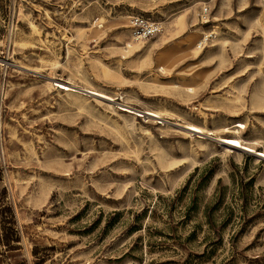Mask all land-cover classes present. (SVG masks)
<instances>
[{
    "label": "rangeland",
    "instance_id": "rangeland-1",
    "mask_svg": "<svg viewBox=\"0 0 264 264\" xmlns=\"http://www.w3.org/2000/svg\"><path fill=\"white\" fill-rule=\"evenodd\" d=\"M235 130L264 150V0H0V264H264Z\"/></svg>",
    "mask_w": 264,
    "mask_h": 264
},
{
    "label": "bare ground",
    "instance_id": "bare-ground-1",
    "mask_svg": "<svg viewBox=\"0 0 264 264\" xmlns=\"http://www.w3.org/2000/svg\"><path fill=\"white\" fill-rule=\"evenodd\" d=\"M56 85L62 89H65V90H76V88L74 86L70 85L68 82L57 81ZM83 89L86 90L87 92L91 93L92 95L101 97V98L109 100V101H114V99H115L114 97L105 93L104 91L98 90V89L93 88V87H84ZM252 99H254V98H252ZM121 108L123 110L129 111V112L135 113V114L144 113L148 116H153L155 118H161L162 117V112L159 110H156V109L155 110H153V109L141 110V109H138L136 107H133L132 105H127V104H121ZM184 127L186 129L193 131V132H196V133H203L205 131V129L203 127L196 125L194 123H187L184 125ZM208 133L213 134L212 131H208ZM233 134L234 135H229V136L216 135V139L219 140L225 148H228V149L235 148V149L245 150L248 152H253L260 157H264V150H256L252 145H250L251 144L250 142L244 140V138H242L241 135H239L238 130H235Z\"/></svg>",
    "mask_w": 264,
    "mask_h": 264
},
{
    "label": "built area",
    "instance_id": "built-area-1",
    "mask_svg": "<svg viewBox=\"0 0 264 264\" xmlns=\"http://www.w3.org/2000/svg\"><path fill=\"white\" fill-rule=\"evenodd\" d=\"M131 21L134 25V34L137 39L146 38L148 36L154 35L160 32L162 29V26L159 22L150 21L149 19H145L143 17L132 16ZM208 38L209 35H206L204 40L200 41V45L202 46L204 44V41H206Z\"/></svg>",
    "mask_w": 264,
    "mask_h": 264
}]
</instances>
